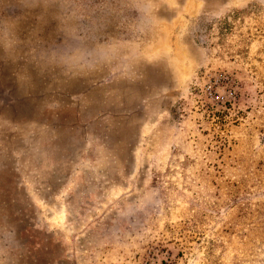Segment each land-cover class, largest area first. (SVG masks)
I'll list each match as a JSON object with an SVG mask.
<instances>
[{
    "label": "rangeland",
    "instance_id": "1",
    "mask_svg": "<svg viewBox=\"0 0 264 264\" xmlns=\"http://www.w3.org/2000/svg\"><path fill=\"white\" fill-rule=\"evenodd\" d=\"M8 0H0V10ZM94 71L39 62L58 21L0 43V264H264V0H66Z\"/></svg>",
    "mask_w": 264,
    "mask_h": 264
},
{
    "label": "clouds",
    "instance_id": "2",
    "mask_svg": "<svg viewBox=\"0 0 264 264\" xmlns=\"http://www.w3.org/2000/svg\"><path fill=\"white\" fill-rule=\"evenodd\" d=\"M124 4L137 13L134 30L144 31L157 22L153 0H124ZM22 9L35 13V19L41 27L50 21H58L63 32L64 46L41 49L39 62L45 68L55 67L69 74L94 71L120 53L119 42L115 40L90 46L91 35L81 30L80 14L72 12L66 0H8L0 10V43L10 55H14L20 43L13 17Z\"/></svg>",
    "mask_w": 264,
    "mask_h": 264
}]
</instances>
